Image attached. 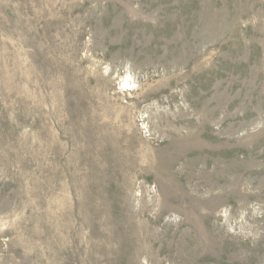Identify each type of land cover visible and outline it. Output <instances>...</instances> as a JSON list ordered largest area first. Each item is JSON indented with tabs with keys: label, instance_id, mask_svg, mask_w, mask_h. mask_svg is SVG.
<instances>
[{
	"label": "rangeland",
	"instance_id": "374dc122",
	"mask_svg": "<svg viewBox=\"0 0 264 264\" xmlns=\"http://www.w3.org/2000/svg\"><path fill=\"white\" fill-rule=\"evenodd\" d=\"M0 264H264V0H0Z\"/></svg>",
	"mask_w": 264,
	"mask_h": 264
}]
</instances>
